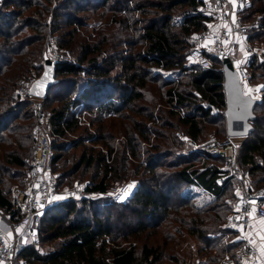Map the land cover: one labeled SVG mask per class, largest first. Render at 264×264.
I'll return each mask as SVG.
<instances>
[{
  "label": "trees",
  "instance_id": "trees-1",
  "mask_svg": "<svg viewBox=\"0 0 264 264\" xmlns=\"http://www.w3.org/2000/svg\"><path fill=\"white\" fill-rule=\"evenodd\" d=\"M44 1L46 5L39 0H8L3 2L0 8V210L4 214L10 213L13 220L17 214L13 209L11 196L8 197L2 188V174L6 171L5 166L26 168L27 171L30 169L25 154H18L15 149L29 145L27 142L24 143V140L28 138L27 131L33 124L32 121L31 124L16 125L15 122L18 120H27L29 112L32 120L33 118L31 111L28 110V99L18 100V96L13 91L16 83L28 76L29 69L33 68V60L40 55L42 26L32 16L41 17L47 5L54 0ZM61 2L58 13L55 11L52 15L53 28L54 31L58 29L57 23L61 18L65 20L66 26H72V29L59 35L62 37H59L58 44L75 52L76 55L74 63L66 61L56 63V84L49 88L44 99L46 108L51 112L49 122L53 135L61 137L67 130L75 127L77 111L81 113L95 110L99 121L107 119L108 125L104 129L101 128L106 132H119L124 126L123 122H128L136 129L137 134L132 135L129 132L126 136L124 151L129 152L128 155L131 152V155L124 157L121 154V164L118 165L122 168L121 171H125L128 158H132L134 153L132 149L138 147L134 137H138L139 142L149 144V129H141L142 122L134 118L141 116L142 113L135 102L140 100L148 102L145 88L149 82H152L149 71L151 66L156 68L155 74L189 72L188 85L191 89H179L175 86L178 80L174 81L171 78L163 82L168 88L163 96L168 107L186 109L177 120L192 142L198 143L206 124L213 126L218 124V127L222 124L221 137L226 135L223 115L213 114V109L206 106V104L212 105L217 110L225 108L220 63L212 60L209 69H199L191 65L187 66L185 62L187 51L191 46V36L205 29V22L208 21V18L197 9L200 0H61ZM251 2L252 8L242 15V19L249 22L256 18V27L250 30L248 37L254 42L264 39V0H251ZM7 7L12 9L7 11ZM31 7L33 11L23 16V12ZM73 7L75 12L87 11L89 7L95 12L103 10V13H98L101 15L109 12L111 17L106 26L116 29L109 35L106 34L105 29L100 32L98 29L94 30L96 37L93 41L88 39L89 36L87 39L76 37L78 30L84 28V24L72 11H69ZM176 8H180L178 14L180 19L175 23L172 17ZM132 14H138V17L135 18L131 16ZM118 15L120 17H117ZM120 26L123 27L119 29ZM26 30H31L34 34L26 35ZM121 30H131L134 35L131 32L123 34ZM140 43L145 46L143 52L135 51ZM122 44L131 51L125 52L121 49ZM31 45L34 47L27 52V48ZM249 67L254 69L259 67L264 72V66L253 65V61ZM192 90L199 99L192 95ZM52 102L57 105L50 107L49 104ZM262 103L255 105L253 111L255 119L251 122L253 130L240 143L238 154L239 166L247 165V171L257 180L264 179V134H260L262 124L258 122L260 116L257 115ZM125 111L130 114L126 115ZM146 117L153 123L157 121L150 115ZM161 126L168 127L166 123ZM214 130L218 131L216 128ZM165 139L168 141L167 146L173 145L169 133L165 135ZM100 140L96 136L90 137V142L93 143H98ZM12 143H16V148H10ZM81 143L82 140H76L69 148L78 147ZM157 147L155 145L157 149L155 154L149 155L146 152L145 159L132 170L133 175L138 176V186L128 202L122 206L124 209H129L133 217V222L130 221L132 227L128 232L136 235L149 228H155L167 213L173 210L179 214L176 217L188 221V225L192 226V229L189 228L190 234L209 245L211 240L207 239V235L218 230L225 222L230 211L226 199L231 197L228 192L234 190L232 179H219V166L223 163V159L209 155L214 163L206 165L204 158L207 154L192 149L187 154H174L176 158L165 163L173 155L171 151H162ZM67 148L68 146L63 143L54 145L55 155L51 165L60 160ZM113 159L115 160L116 157ZM199 160H203L202 164H205L202 168L195 167L196 161ZM94 162H102V176L98 182L86 185L85 189L91 193L103 194L108 188L107 174L114 170L111 165L105 163V157L93 159L91 155L86 156L83 152L78 163L69 168L71 170L69 174L76 173L81 166L87 168ZM52 172L55 173L53 170ZM60 176L57 174V186H66L62 179L66 175ZM263 182L264 180L260 183ZM182 184L197 186L212 195L213 199L204 206H196L184 196L172 201V194ZM80 202L79 209L76 207V201H67L44 212L38 226V237L40 238L39 234L41 235L43 231L44 234L39 241H55L56 245L44 254L38 253L33 247L24 248L19 255L26 264H156L158 262L157 251L151 247L144 245L137 253L134 247H120L116 244L121 232L117 222L120 223L121 219L117 216L116 219L111 218L110 206L104 203L98 206L87 203L88 208L84 214L86 203L83 200ZM42 222H45L43 231H41ZM123 224L124 222L122 226ZM237 244L232 243L228 247L234 249Z\"/></svg>",
  "mask_w": 264,
  "mask_h": 264
},
{
  "label": "rangeland",
  "instance_id": "rangeland-1",
  "mask_svg": "<svg viewBox=\"0 0 264 264\" xmlns=\"http://www.w3.org/2000/svg\"><path fill=\"white\" fill-rule=\"evenodd\" d=\"M8 1V0H0V8L2 3ZM21 1H27V0H21ZM40 2H43L44 5H46L44 0H39ZM61 0H54L52 3L47 5V9L45 12L42 13V16L39 17L37 15H33L32 18L34 20L39 21L41 23V51L39 57L37 56L35 60H33L32 65L33 68L29 69V74L26 78L21 79L16 83L14 86V94L16 95V91L18 88L23 87L24 84L30 83L32 80L39 77L40 73L42 72V68L44 65V56L48 58L49 53H63L65 54L68 59L71 61H75V52L70 51L69 49L65 47H60V44L58 39L60 34L72 29V26H66L64 19L58 20V29L54 31L53 28V17L52 15L55 14V11L60 10V3ZM62 3V2H61ZM7 11L11 10V7H7ZM75 8L69 9V11H72V13L84 24V28L78 30V34H76V37L79 38H85L87 39V36H89L88 39L90 41H93L96 36L93 33L94 30H97L100 32V30L105 29L107 32L106 34L109 35L112 30L116 28H112L110 26H106L107 21H109V17H111L109 12H106L105 15H101L98 13H103L102 11L95 12L92 7H89V10L80 12H75ZM33 11V8H29V10H26L23 12V16H27ZM180 12V8H176L173 15V20L176 22L179 21L180 15H178ZM58 13V12H57ZM129 16V14L127 15ZM131 16H134L135 18L138 17V14H132ZM117 17H120L118 15ZM122 17V16H121ZM131 18V17H130ZM250 25L253 24V26L256 27V18H253L249 21ZM105 26V27H104ZM76 27V26H73ZM120 26L119 29H121ZM206 28V27H205ZM123 31L122 33H132L131 30ZM119 33V31H118ZM26 35H33L34 32L31 30L25 31ZM112 34V33H111ZM91 36V37H90ZM123 43V42H122ZM141 44V43H140ZM138 44V46L135 48V51L143 52L145 49V46L141 44ZM34 45L29 46L27 49V52L30 51ZM121 49H124V51H131L126 49V46L123 44L120 46ZM255 47L258 49H264V39L257 40L255 43ZM246 56V55H245ZM242 61L245 62L244 56L242 57ZM185 62L186 65H189L188 60ZM251 63V62H250ZM250 63H247L249 65ZM253 65H261L255 61H253ZM263 66V65H261ZM248 67V71L250 73V89L255 94L256 98H258V103L263 102L261 107L258 108L257 115L260 116L258 122L262 124V131L260 134H264V72L262 69L258 67V69H254V67ZM150 71V77L152 82H149L147 87L145 88V94L146 99H148V102H143L142 100L135 102L136 107L140 108L142 111L141 116H136V118L139 121L142 122L141 129H149V144L139 142L138 137H134L136 139V146H138L134 150V153H132V158H128L127 168L125 171H121V167L118 166L120 161V155L122 154L124 157H128V153H125L124 148L126 144V136L129 132L133 135L134 133L137 134V131L135 128H133L128 122H123L124 126H122L121 131L119 132H106L101 130L104 129L105 126L108 125L107 119L104 121H99V116L96 115L95 110L88 111V112H79L77 111L75 114L76 117V126L67 130L64 135L61 137H57L52 134L51 131V147H52V153L53 156L55 155L54 151V145L57 143H63L68 146V150H66L62 155L60 160L52 164L50 163V166L52 170L61 176L66 175V177H63V183H65L66 186L63 187H72L74 185L79 186H86L89 183H96L100 180V177L102 176L103 166H101V163L94 162L91 166L85 168L84 166H81L80 170L77 171L74 174H69V168L78 163V160L80 159L81 154L84 152L85 155H91L92 158L97 157H105V163L111 165L112 168H114L113 171H110L107 176V191L103 194H90V197L87 199H82L86 203V208L84 210V214L86 213V209L88 208L87 203H92L94 206H98L99 204H106L107 206H110V213L111 218L116 219L115 216L119 217L121 220L120 223L117 222L118 227H121L120 237L117 239L116 244H118L120 247H134L136 252L139 253L142 246L146 245L147 247H151L157 251L158 254V262L156 264H209L214 261H221L227 256L234 255L235 249H231V247H228L229 245H232L236 239H241L238 232H235L231 229H228L225 227V222L221 224V227L214 231L213 233L210 232L207 235V239L211 240L210 244L207 245L204 240H198L194 235L189 233V228L192 229L191 225H188V221L180 220L179 214L175 213L173 210L169 211L164 217V219L159 223V225L155 228H149L144 232L138 233L136 235H131L128 231L131 229L132 224L130 221L133 222V217L131 216V213L129 209H124L122 206L125 205L128 202L129 197L133 193L134 189L138 186V176L133 175V168L141 163L143 159L146 157V152L149 155L155 154L156 150L155 145L158 146L157 148H160L162 151H171L172 155L171 158H168L165 163L174 160L176 157H174V154L180 153V154H187L189 151L192 150V146L190 145L192 142L191 139L188 138V136L184 133V127L181 126L178 123V116H181L183 113L186 112L185 108L174 109L173 107H168L167 102L164 101V92L168 89L163 82L168 79H173L174 81L178 82L175 84L176 87L179 89H191L188 85L189 81V72H182V71H175L176 74L170 73V72H162L160 74L156 73V68L151 66L149 67ZM153 74V76H152ZM154 82V83H153ZM191 91V90H190ZM192 95L195 96L197 99L198 95L195 94V91L192 90ZM166 99V98H165ZM19 100V99H18ZM28 110L30 111V100L28 99ZM53 105V106H52ZM57 103L52 102V104H49L50 107L56 106ZM171 110V112H170ZM177 111V112H176ZM216 111V110H215ZM213 109V114L216 113ZM30 113V112H29ZM28 113V119L27 120H18L16 125L22 126L31 124V122H34V119H31V115ZM126 115L130 114V112L125 111ZM172 113H174L172 115ZM212 113V112H211ZM256 113V112H255ZM152 116L153 119H157L156 123H153L152 121H148L146 116ZM33 118V117H32ZM167 121V122H164ZM166 123L171 128L168 129V127L164 128L161 126L162 124ZM33 125V124H32ZM31 125V126H32ZM217 129L216 132L214 129ZM222 128V124L218 127V124L213 125H205V129L202 132V135L199 137V142H202L208 137H215L218 139H223L221 137L223 134L220 133ZM171 136L170 142L173 143L172 146H167V140L165 139V135L168 134ZM28 138L24 140V143H29V145H25L24 148H16V143H12L10 148H16L15 152L18 154H25V159L27 166L31 163L32 158V129L31 127L27 131ZM26 134V135H27ZM97 137L100 138V142L93 143L90 142V137ZM245 137H235L232 138V142L235 144H238L240 146V143L242 140H244ZM82 140V143L78 147L69 148L70 145H74L73 142L76 140ZM175 139V142H174ZM7 149H9L7 147ZM112 151V152H111ZM137 152V153H136ZM144 152V153H143ZM109 154V156H108ZM206 154V153H203ZM208 155V154H207ZM204 158V163L206 165H210V163H214L210 160L209 155ZM52 156V158H53ZM113 157H116L114 160ZM52 160V159H51ZM203 160L196 161L195 167L202 168L205 164H202ZM219 165V163H217ZM6 171L4 174H2V188L4 190V193L8 195V197L11 196V188L14 185H22L24 183L27 170L25 169H19L15 166H5ZM241 172H244L246 168L240 166ZM248 169V167H247ZM60 176V177H61ZM220 178V177H219ZM255 179V178H252ZM249 183V182H248ZM254 183V181H253ZM237 183L234 182L233 185H236ZM263 186V183H254L250 185L252 188L257 186ZM233 192H235L233 190ZM233 192H228V195L231 197H228L226 199L227 205L230 207V211H232L233 204L237 201L238 195H233ZM233 195V198H232ZM184 196L186 199H190V201L193 202L196 206H204L212 200L210 195L201 190L200 188H197L192 185H179L176 192L172 194L171 198L172 201H177L180 199V197ZM211 199V200H210ZM82 202V201H81ZM81 202H76V207L79 209L81 207ZM229 211V212H230ZM3 212V211H2ZM4 213V212H3ZM113 219V221H114ZM226 220V218H225ZM124 222L123 226L122 223ZM185 222V223H183ZM115 224V223H114ZM45 227V222H42L41 231ZM40 231V233H41ZM44 231L39 234L40 238L43 236ZM240 237V238H239ZM40 238H38L37 243H35V250L40 253L44 254L48 251L52 250L54 246L56 245V242L51 241H39ZM237 240V241H238ZM241 241V240H240ZM224 249V250H222ZM33 264V263H30Z\"/></svg>",
  "mask_w": 264,
  "mask_h": 264
},
{
  "label": "built area",
  "instance_id": "built-area-1",
  "mask_svg": "<svg viewBox=\"0 0 264 264\" xmlns=\"http://www.w3.org/2000/svg\"><path fill=\"white\" fill-rule=\"evenodd\" d=\"M200 1L197 9L208 21L205 22V29L190 38L191 46L187 51L189 65L209 69L212 60H215L220 63L222 73L221 63L227 59L237 73L242 94L256 98L250 89L247 63L255 61L264 66V49L256 48L257 41L249 40V32L255 26L242 19V15L252 8L251 0ZM48 53V59L55 63H74L63 53ZM243 56L245 62L242 61ZM34 80L16 91L20 101L29 99L31 102L30 111L34 119L31 127L32 158L24 183L11 188L16 218L13 220L10 213L4 214L0 210V224L6 228L0 225V264H26L19 254L24 248L35 247L39 238L38 226L47 209L67 201L78 202L95 194L86 191L85 186H57V174L50 166L53 156L49 122L51 112L46 108L44 99L30 95V85ZM206 106L214 109L212 105ZM214 111L223 115V110ZM231 139L225 135L223 139L208 137L199 143L190 142L192 149L223 159L219 166V179H232L238 187V198L226 217L225 227L240 233L241 243L236 247L235 256H227L211 264H264L255 238L245 236L254 219L264 221V186L252 188L242 182L243 173L238 164L239 145Z\"/></svg>",
  "mask_w": 264,
  "mask_h": 264
},
{
  "label": "water",
  "instance_id": "water-1",
  "mask_svg": "<svg viewBox=\"0 0 264 264\" xmlns=\"http://www.w3.org/2000/svg\"><path fill=\"white\" fill-rule=\"evenodd\" d=\"M55 66L54 61L44 56L42 72L30 85L32 97L45 99L49 88L56 84ZM221 66L226 135L230 138L246 137L253 130L251 122L255 119L253 111L258 100L242 94L237 73L227 59L222 61Z\"/></svg>",
  "mask_w": 264,
  "mask_h": 264
},
{
  "label": "crops",
  "instance_id": "crops-1",
  "mask_svg": "<svg viewBox=\"0 0 264 264\" xmlns=\"http://www.w3.org/2000/svg\"><path fill=\"white\" fill-rule=\"evenodd\" d=\"M252 91V90H251ZM253 93V92H252ZM257 100H258V98H257ZM204 104V103H203ZM206 104V103H205ZM213 112V111H212ZM247 165L244 167V168H246V170H244V172H242L243 174H242V182L245 184H247L248 186H250V185H252V184H254V183H260L262 180H264V179H262V178H260V179H256L255 177H253L252 176V174L251 173H249L247 170ZM252 178H255V179H252ZM253 181H254V183H253ZM218 182H220L219 180H218ZM249 182V183H248ZM237 183V182H236ZM192 186H194V185H192ZM195 187H197V186H195ZM197 188H199V187H197ZM201 189V188H200ZM201 190H203V189H201ZM204 192H206L205 190H203ZM234 195H236L237 194V191H238V187H237V184L236 185H234ZM207 194H209L208 192H206ZM210 195V194H209ZM210 197H211V199H213V196L212 195H210ZM210 199V200H211ZM5 230H6V228L2 225V224H0ZM235 232H237V231H235ZM239 235H240V237H242V235L239 233ZM253 236L254 238H255V245L257 246V248L259 249V251H260V253H261V255H262V257H263V259H264V221H262V220H260V219H254L253 220V222H252V227H251V229L247 232V233H245V236ZM239 237V238H240ZM238 239H236L234 242H237L238 244L236 245V247L241 243V241H240V239L237 241ZM235 249V253H234V256H235V254H236V248H234Z\"/></svg>",
  "mask_w": 264,
  "mask_h": 264
}]
</instances>
